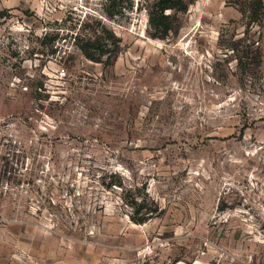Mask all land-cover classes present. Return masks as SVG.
Here are the masks:
<instances>
[{
  "label": "rangeland",
  "instance_id": "374dc122",
  "mask_svg": "<svg viewBox=\"0 0 264 264\" xmlns=\"http://www.w3.org/2000/svg\"><path fill=\"white\" fill-rule=\"evenodd\" d=\"M155 1L0 0V264H264V7Z\"/></svg>",
  "mask_w": 264,
  "mask_h": 264
},
{
  "label": "trees",
  "instance_id": "16d2710c",
  "mask_svg": "<svg viewBox=\"0 0 264 264\" xmlns=\"http://www.w3.org/2000/svg\"><path fill=\"white\" fill-rule=\"evenodd\" d=\"M193 0H156L155 3L149 8V22L150 27L154 31L153 35L161 38H166L175 29L174 20L175 11H186L189 4ZM263 8L264 4L262 0H258L257 8L254 13H258V9ZM113 42L116 46V56L119 53L121 38L111 34ZM80 48L84 52L87 58L100 62L105 55L106 50L100 36L88 38L86 40L79 41ZM99 45L101 52L96 54L92 51L93 48ZM141 221V220H139Z\"/></svg>",
  "mask_w": 264,
  "mask_h": 264
},
{
  "label": "built area",
  "instance_id": "2783aa9c",
  "mask_svg": "<svg viewBox=\"0 0 264 264\" xmlns=\"http://www.w3.org/2000/svg\"><path fill=\"white\" fill-rule=\"evenodd\" d=\"M42 8L46 10L63 8L66 0H39Z\"/></svg>",
  "mask_w": 264,
  "mask_h": 264
}]
</instances>
